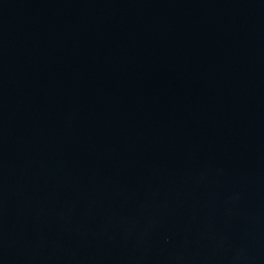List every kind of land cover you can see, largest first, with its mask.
<instances>
[{
    "label": "water",
    "instance_id": "obj_1",
    "mask_svg": "<svg viewBox=\"0 0 264 264\" xmlns=\"http://www.w3.org/2000/svg\"><path fill=\"white\" fill-rule=\"evenodd\" d=\"M0 264H264V0H0Z\"/></svg>",
    "mask_w": 264,
    "mask_h": 264
}]
</instances>
